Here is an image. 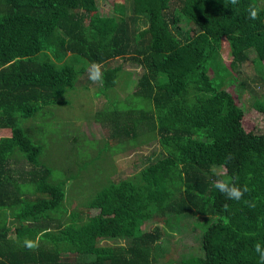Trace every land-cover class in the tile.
Here are the masks:
<instances>
[{"label": "trees", "instance_id": "16d2710c", "mask_svg": "<svg viewBox=\"0 0 264 264\" xmlns=\"http://www.w3.org/2000/svg\"><path fill=\"white\" fill-rule=\"evenodd\" d=\"M249 54L263 82L264 0H130L127 12L109 14L97 11L96 0H0V128L10 131L0 135V264H165L157 240L183 213L201 215L204 224L200 252L180 263L259 264L264 128H243L244 103L225 88ZM116 56L142 70L131 92L106 94L111 107L96 116L108 121L115 145L154 133L159 152L131 176L94 189L86 207L97 212H68L65 181L73 175L49 177L51 161L39 158V138L24 122L39 124L48 104L64 102L60 95L86 68L82 59L102 64L103 85L112 90L123 69L106 61ZM250 106L264 114L261 97L253 95ZM218 178H238L248 192L229 200L213 187ZM152 218L149 229L140 227ZM37 236L38 248L24 247ZM110 237L125 243H102Z\"/></svg>", "mask_w": 264, "mask_h": 264}, {"label": "rangeland", "instance_id": "374dc122", "mask_svg": "<svg viewBox=\"0 0 264 264\" xmlns=\"http://www.w3.org/2000/svg\"><path fill=\"white\" fill-rule=\"evenodd\" d=\"M129 4L130 0H96L97 11L101 14H109L120 9L127 12ZM190 24L186 17H182L183 27L190 26ZM219 54L224 65L227 66L230 54L224 37L220 40ZM64 60L73 61L70 54H67ZM82 60L86 68L77 77L73 86L65 89L60 95L65 97L64 102L48 104L49 109L39 124L31 123V117L26 118L30 120V124L24 122L27 126L30 125L31 132L39 138V140L34 139L41 145L39 158L51 161L52 170L49 177L60 178L65 173L73 175L65 181L63 206L66 211L74 210L81 215L97 212L98 209L86 207V200L94 189L107 180L131 176L159 152L154 133L139 134L134 138L129 137L123 140L116 138L120 141V147L115 145V140L109 135L108 121L105 117L96 116L98 111L111 107L106 94L115 95L119 99L134 89L135 78L141 72V66L119 56L107 60V66L120 64L123 69L111 90V86L110 88L104 87L103 82L93 83L89 79L90 65L86 60ZM260 72L264 74V67ZM255 74V64L249 54L238 69L236 82H229L225 85L236 103H244L245 110L240 123L250 133L264 128V114L250 106L253 95L264 100V81H257ZM126 77H128L127 82ZM245 85L246 88L248 85L251 91L245 89ZM134 98L133 96L131 100ZM247 107L250 109H246ZM26 119L21 118V124ZM9 133L8 128H0V135ZM106 138H111L108 139L109 143L105 140ZM9 165L14 167L16 164L10 161ZM216 169L221 170L219 167ZM154 223H156L154 218L146 219L140 227L146 230ZM203 224L201 215L183 213L178 218L177 227L174 230L169 231L165 227L161 231L157 242L162 245L164 253L156 254L157 259L166 262L165 264H183L179 262L180 259L198 254L200 252L199 227ZM118 234L126 233L120 231ZM125 239L128 242L129 236H125ZM102 243H125V240L110 237ZM72 254L67 255L72 258Z\"/></svg>", "mask_w": 264, "mask_h": 264}, {"label": "clouds", "instance_id": "9594fccd", "mask_svg": "<svg viewBox=\"0 0 264 264\" xmlns=\"http://www.w3.org/2000/svg\"><path fill=\"white\" fill-rule=\"evenodd\" d=\"M230 3L235 5L238 3V0H230ZM258 9L255 6H252L248 10V18L255 20L258 18ZM102 64L93 62L89 66V79L93 83L102 82L103 72ZM226 160L231 159V155L225 158ZM219 176V173L217 174ZM238 178H218L215 180L213 187L223 194L229 200L240 201L246 192H248V187L246 185L240 186L236 181ZM227 207V206H225ZM30 222V221H28ZM40 237L37 236L35 240L26 238L23 242L24 247L29 250H35L39 247ZM254 250L259 256V264H264V247L261 244L257 243L254 245Z\"/></svg>", "mask_w": 264, "mask_h": 264}]
</instances>
